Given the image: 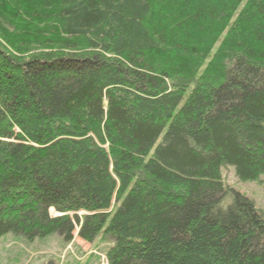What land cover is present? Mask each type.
<instances>
[{"label": "trees", "instance_id": "obj_1", "mask_svg": "<svg viewBox=\"0 0 264 264\" xmlns=\"http://www.w3.org/2000/svg\"><path fill=\"white\" fill-rule=\"evenodd\" d=\"M225 165L264 176V0H0V237L264 264Z\"/></svg>", "mask_w": 264, "mask_h": 264}, {"label": "rangeland", "instance_id": "obj_2", "mask_svg": "<svg viewBox=\"0 0 264 264\" xmlns=\"http://www.w3.org/2000/svg\"><path fill=\"white\" fill-rule=\"evenodd\" d=\"M219 46L218 44V49ZM221 174L225 185L252 200L264 219V176L257 181H242L238 178L235 167L231 165L223 166ZM51 215L58 216L54 211ZM78 233L79 228L75 230V238L70 244L64 243L56 235L33 241L13 234L2 236L0 264H107L104 254L106 244H88Z\"/></svg>", "mask_w": 264, "mask_h": 264}]
</instances>
